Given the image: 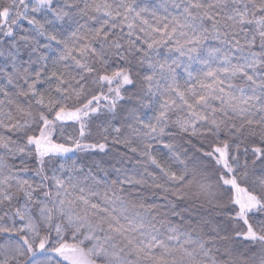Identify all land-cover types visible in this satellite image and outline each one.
Instances as JSON below:
<instances>
[{"label":"snow or ice","instance_id":"1","mask_svg":"<svg viewBox=\"0 0 264 264\" xmlns=\"http://www.w3.org/2000/svg\"><path fill=\"white\" fill-rule=\"evenodd\" d=\"M0 264H264V0H0Z\"/></svg>","mask_w":264,"mask_h":264}]
</instances>
